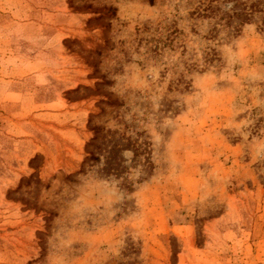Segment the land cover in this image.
I'll return each instance as SVG.
<instances>
[{
    "label": "rangeland",
    "instance_id": "obj_1",
    "mask_svg": "<svg viewBox=\"0 0 264 264\" xmlns=\"http://www.w3.org/2000/svg\"><path fill=\"white\" fill-rule=\"evenodd\" d=\"M0 264H264V0H0Z\"/></svg>",
    "mask_w": 264,
    "mask_h": 264
}]
</instances>
